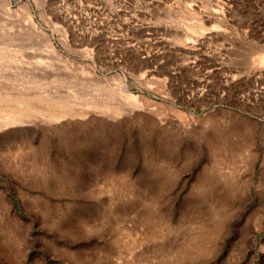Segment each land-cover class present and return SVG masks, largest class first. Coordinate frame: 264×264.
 <instances>
[{
  "label": "rangeland",
  "instance_id": "obj_1",
  "mask_svg": "<svg viewBox=\"0 0 264 264\" xmlns=\"http://www.w3.org/2000/svg\"><path fill=\"white\" fill-rule=\"evenodd\" d=\"M0 264H264V0H0Z\"/></svg>",
  "mask_w": 264,
  "mask_h": 264
},
{
  "label": "bare ground",
  "instance_id": "obj_2",
  "mask_svg": "<svg viewBox=\"0 0 264 264\" xmlns=\"http://www.w3.org/2000/svg\"><path fill=\"white\" fill-rule=\"evenodd\" d=\"M49 47H51L50 45H49ZM54 47V46H53ZM53 47H51V53L52 54H54L55 56H57L59 59H62V55L60 54V53H58V51L55 49V48H53ZM63 59H65V57L63 58ZM62 59V60H63ZM64 61V60H63ZM65 62V61H64ZM66 63V62H65ZM67 63H69V61L67 62ZM70 65H68L67 67H69ZM66 68V67H65ZM70 68V67H69ZM68 69V68H67ZM71 69V68H70ZM43 70V69H42ZM41 70V74H45L47 71L45 70V71H42ZM126 87H127V85H126ZM124 95H125V97H126V99H128L129 101H131V100H133L134 99V97H133V95L131 94V92H129L128 90H127V88H125L124 87ZM91 103H93V106L94 107H97V108H99V107H105V108H110V109H113V107H111V106H109V105H107V104H102V103H100V102H96L95 101V103L92 101ZM116 110H118V108L116 109ZM232 118V117H231ZM235 118V117H234ZM237 118H239V117H237ZM236 119V118H235ZM230 120V119H229ZM237 121V120H236ZM19 122H22V119H20V118H14V119H12L11 120V122L10 123H13V124H17V123H19ZM233 122V121H232ZM230 123H231V121H230ZM234 123V122H233ZM236 124V123H235ZM240 124V123H239ZM243 124V123H242ZM241 124V125H242ZM244 125V124H243ZM240 126V125H239ZM243 128V127H242ZM247 128V127H246ZM233 129V128H232ZM237 129V128H236ZM240 129V128H239ZM234 130V129H233ZM233 152V151H232ZM235 152H233V154H234Z\"/></svg>",
  "mask_w": 264,
  "mask_h": 264
}]
</instances>
